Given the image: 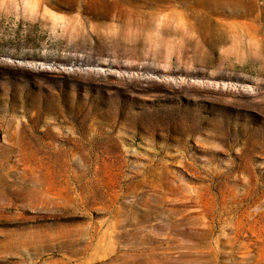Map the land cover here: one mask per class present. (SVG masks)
<instances>
[{"label":"rangeland","instance_id":"374dc122","mask_svg":"<svg viewBox=\"0 0 264 264\" xmlns=\"http://www.w3.org/2000/svg\"><path fill=\"white\" fill-rule=\"evenodd\" d=\"M152 11L264 43V0H0V264H264V54Z\"/></svg>","mask_w":264,"mask_h":264},{"label":"bare ground","instance_id":"6f19581e","mask_svg":"<svg viewBox=\"0 0 264 264\" xmlns=\"http://www.w3.org/2000/svg\"><path fill=\"white\" fill-rule=\"evenodd\" d=\"M189 15L186 19L185 13L180 11H172L161 16L156 11H152L149 16L153 21L160 19L162 22L158 25L159 27L156 31L157 36L163 38L164 36L177 35L178 31L181 34L178 43L180 47L184 46L185 42L196 43L198 45V41L193 39L191 35L195 32L203 31V36L206 37L205 43L210 50L219 49L223 45L230 44L231 46L227 47L225 51L228 54L235 55L238 59H243L252 54H264V43L260 39H257L258 29L252 25V22L242 23L238 27L230 24H226L223 27L221 24L220 26H215L213 22L207 23V18L202 14L193 13L191 15L189 13ZM185 19L186 21H184ZM200 19L204 22V29L198 24H194L195 22H192ZM173 23H177L176 26ZM180 57L182 59L185 58V53Z\"/></svg>","mask_w":264,"mask_h":264}]
</instances>
